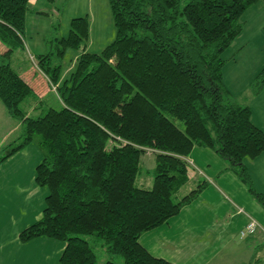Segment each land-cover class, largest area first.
<instances>
[{
  "label": "trees",
  "instance_id": "1",
  "mask_svg": "<svg viewBox=\"0 0 264 264\" xmlns=\"http://www.w3.org/2000/svg\"><path fill=\"white\" fill-rule=\"evenodd\" d=\"M257 1L264 2L108 0L115 38L100 53L84 50V17L71 19L65 38L45 40L47 52L35 64L58 100L46 107L13 68L30 0H0L6 47L0 103L21 126L20 143L0 161L36 137L42 158L34 181L47 189L41 217L19 233L21 243L41 237L63 243L60 264H116L117 257L123 264H172L150 255L139 238L178 215L206 186L201 182L177 200L195 147L227 162L264 210V195L252 189L244 164L264 151V133L252 124L248 105L224 88L219 59ZM67 49L81 54L57 86ZM263 88L264 69L251 90L257 95ZM31 102L44 106L38 116L27 115ZM146 151L154 155L150 189L135 184ZM96 249L109 261L98 263Z\"/></svg>",
  "mask_w": 264,
  "mask_h": 264
},
{
  "label": "rangeland",
  "instance_id": "2",
  "mask_svg": "<svg viewBox=\"0 0 264 264\" xmlns=\"http://www.w3.org/2000/svg\"><path fill=\"white\" fill-rule=\"evenodd\" d=\"M44 12L37 8L26 14L23 33V50L16 51V59L31 63L29 55L35 58L44 55L46 50L45 40L47 38H65L68 35L71 19L84 17L88 23V35L84 44L87 53H100L111 44L115 38V29L109 9L108 0H40ZM239 23L242 30L234 42L223 50L219 59L222 61V84L224 88L241 103L250 108L256 119V123L262 127L264 132V88L254 95L251 85L264 69V2L253 3L241 15ZM2 48V49H1ZM0 43V53L5 50ZM81 52V51H80ZM77 50L67 49L61 62V69L65 71L73 64V59L81 54ZM15 68V67H14ZM16 69V68H15ZM47 107H57L55 96L51 93L44 101ZM25 103L22 104V107ZM40 111L44 106L39 107ZM30 113L29 117L40 114ZM182 128L179 122H175ZM21 126L18 121L7 118L6 112L0 103V159L6 156L13 146L20 143ZM111 145V142L108 143ZM41 151L36 142L27 145L6 159L0 161V254L4 252L27 251L16 239L19 233L36 222L41 217L44 208V199L47 195L45 187H39L34 181L35 167L41 161ZM247 174L251 181L252 189L264 195V162L257 163L254 169L245 165ZM154 168V155L146 151L142 156L140 168L135 179L138 187L145 189L152 185V170ZM193 186L186 184L178 194V199L183 198L192 191ZM242 196V195H241ZM246 202L243 207L252 216L264 225V210L260 208L253 197L244 189ZM255 206V210L252 208ZM259 212V215H256ZM15 237V238H14ZM226 237V236H225ZM252 242L240 237L239 232L227 238L225 248L227 258L233 259L234 264H247L253 255L255 244L263 243L258 258L264 259V236ZM50 244H38L36 252L42 247L46 251H55L59 241L45 238ZM43 242V241H42ZM98 263L109 261V257L100 249H96ZM114 263L123 264L122 258H115ZM196 263V262H193ZM221 264H223L221 262Z\"/></svg>",
  "mask_w": 264,
  "mask_h": 264
},
{
  "label": "crops",
  "instance_id": "3",
  "mask_svg": "<svg viewBox=\"0 0 264 264\" xmlns=\"http://www.w3.org/2000/svg\"><path fill=\"white\" fill-rule=\"evenodd\" d=\"M29 7L31 11L39 8L42 12L45 8L40 0H30ZM26 58L15 60L16 54H14L13 68L19 70L21 77L30 85L39 99L45 101L51 93L56 98L55 88L50 86L45 76L37 69L33 56L29 55L31 63H27ZM77 59L78 57L73 59L72 66L67 70L60 71L57 86L68 79ZM56 101L58 103L57 98ZM39 107L31 102L28 110L34 114L40 111ZM7 118L11 119L8 115ZM250 120L263 132L252 112ZM186 162L189 166L186 184H190L194 189L201 182H205L206 186L197 199L184 206L178 215L170 218L160 227L142 234L139 243L153 257L164 259L172 264H221V262L234 264L233 259L227 258L226 253L222 251L226 247L224 245L227 238L240 232L251 218L257 222L259 229L245 239L250 242L256 238L259 240V235L264 236V225L247 212L246 207H243L246 202L243 196L245 187L228 168L227 162L214 153L197 147L191 150L186 157ZM262 162H264V151L255 159L244 160V164L250 169H254L257 163ZM252 208L255 210V206ZM239 209L242 210L241 213ZM256 215H259V212H256ZM16 240L20 242L18 238ZM42 243L50 244L48 240L41 237L20 244L27 251L18 253L3 251L0 254V264H60L59 257L64 244L54 243L57 246L55 251H46L45 247H42L36 252V245ZM262 246L261 242L255 244L251 260L247 264H264V259L258 258Z\"/></svg>",
  "mask_w": 264,
  "mask_h": 264
},
{
  "label": "built area",
  "instance_id": "4",
  "mask_svg": "<svg viewBox=\"0 0 264 264\" xmlns=\"http://www.w3.org/2000/svg\"><path fill=\"white\" fill-rule=\"evenodd\" d=\"M239 213L242 212V210H238ZM259 229V225L257 224V222L251 218H249V221L247 222V224L244 226V228L239 232L240 237L247 238L250 235H253L255 233V231Z\"/></svg>",
  "mask_w": 264,
  "mask_h": 264
}]
</instances>
